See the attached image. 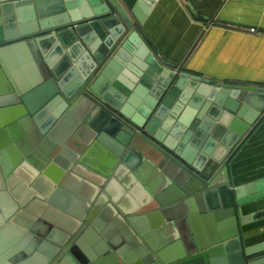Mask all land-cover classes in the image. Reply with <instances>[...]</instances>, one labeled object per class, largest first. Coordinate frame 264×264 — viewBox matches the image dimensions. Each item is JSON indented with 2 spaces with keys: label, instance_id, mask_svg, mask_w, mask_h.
<instances>
[{
  "label": "water",
  "instance_id": "1",
  "mask_svg": "<svg viewBox=\"0 0 264 264\" xmlns=\"http://www.w3.org/2000/svg\"><path fill=\"white\" fill-rule=\"evenodd\" d=\"M151 6L0 0V264H264L228 173L264 87L157 59Z\"/></svg>",
  "mask_w": 264,
  "mask_h": 264
},
{
  "label": "crops",
  "instance_id": "2",
  "mask_svg": "<svg viewBox=\"0 0 264 264\" xmlns=\"http://www.w3.org/2000/svg\"><path fill=\"white\" fill-rule=\"evenodd\" d=\"M137 0H124L133 6ZM141 35L157 59L221 82L264 87V0H145ZM243 24L247 27L228 25ZM232 187L264 178V118L228 162ZM243 247L264 243V198L239 218Z\"/></svg>",
  "mask_w": 264,
  "mask_h": 264
}]
</instances>
